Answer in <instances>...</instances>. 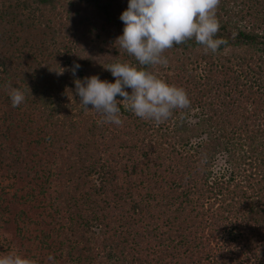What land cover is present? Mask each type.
Here are the masks:
<instances>
[{"label":"trees","instance_id":"obj_1","mask_svg":"<svg viewBox=\"0 0 264 264\" xmlns=\"http://www.w3.org/2000/svg\"><path fill=\"white\" fill-rule=\"evenodd\" d=\"M127 7L0 0V255L264 264V0H220L218 51L193 39L149 69L191 101L159 125L125 105L105 123L76 95V79L137 63L116 44Z\"/></svg>","mask_w":264,"mask_h":264},{"label":"clouds","instance_id":"obj_2","mask_svg":"<svg viewBox=\"0 0 264 264\" xmlns=\"http://www.w3.org/2000/svg\"><path fill=\"white\" fill-rule=\"evenodd\" d=\"M220 0H128V7L120 20L124 24L123 34L116 39L121 50L133 57L136 64L116 62L109 64L115 82L101 80L99 76L76 79V95L85 110L103 116L105 123L121 125V105L137 117L153 121L157 125L172 117L175 110L190 108L191 101L182 87L171 85L149 69L161 65L167 67L164 53L175 45L190 40L213 53L226 41L217 38L220 24L216 10ZM81 66L73 65L71 72ZM62 69V68H61ZM62 69L59 74H63ZM12 107L25 101L19 88L11 87ZM131 89V93L126 91ZM123 98L118 100L117 97ZM0 264H35L31 259L16 253L0 255Z\"/></svg>","mask_w":264,"mask_h":264},{"label":"rangeland","instance_id":"obj_3","mask_svg":"<svg viewBox=\"0 0 264 264\" xmlns=\"http://www.w3.org/2000/svg\"><path fill=\"white\" fill-rule=\"evenodd\" d=\"M93 72V71H92ZM94 75H97V71H96V74H95V71L93 72V75L92 76H94ZM90 76V75H89Z\"/></svg>","mask_w":264,"mask_h":264}]
</instances>
